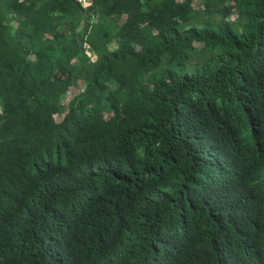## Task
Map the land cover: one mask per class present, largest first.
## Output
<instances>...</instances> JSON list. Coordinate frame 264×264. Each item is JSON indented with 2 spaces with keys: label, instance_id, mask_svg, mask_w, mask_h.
<instances>
[{
  "label": "trees",
  "instance_id": "trees-1",
  "mask_svg": "<svg viewBox=\"0 0 264 264\" xmlns=\"http://www.w3.org/2000/svg\"><path fill=\"white\" fill-rule=\"evenodd\" d=\"M0 264H264V0H0Z\"/></svg>",
  "mask_w": 264,
  "mask_h": 264
},
{
  "label": "rangeland",
  "instance_id": "rangeland-1",
  "mask_svg": "<svg viewBox=\"0 0 264 264\" xmlns=\"http://www.w3.org/2000/svg\"><path fill=\"white\" fill-rule=\"evenodd\" d=\"M80 1L83 3V5H88V3H89V0H80ZM197 6H198V7H202L201 1H198V2H197ZM201 10H202V8H201ZM69 91H70V90H69ZM77 91H78V89H77ZM70 96H71V91L67 94L66 100H65V102H64V108L67 107L68 99L70 98Z\"/></svg>",
  "mask_w": 264,
  "mask_h": 264
}]
</instances>
